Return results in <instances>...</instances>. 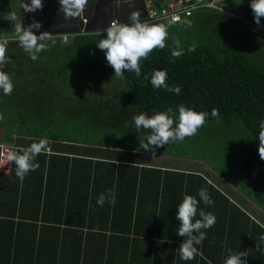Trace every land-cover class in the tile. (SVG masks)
Instances as JSON below:
<instances>
[{
    "label": "trees",
    "instance_id": "16d2710c",
    "mask_svg": "<svg viewBox=\"0 0 264 264\" xmlns=\"http://www.w3.org/2000/svg\"><path fill=\"white\" fill-rule=\"evenodd\" d=\"M225 1L221 12L199 8L171 22L167 46L141 62L140 77L125 72L123 79L114 76L96 48L105 38L97 30L72 34L65 44L52 34L55 45L49 41L33 61L17 38L7 35L11 23L0 18L10 59L4 71L14 85L11 95L0 90V142L26 148L46 138L54 151L37 156L39 167L23 182L14 164L11 176H0V264H150L151 249L163 242H169L165 251L173 257L183 241L177 236V207L184 194L199 200L200 188L207 189L214 205L200 202L199 208L216 219L187 264H223L227 249L247 250V264H264V251L256 250L264 229L200 171L130 164L112 156L116 146L97 150L88 139L121 138L146 151L148 132L136 129L133 116L169 108L178 114L184 105L208 113L193 138L206 140L222 132L242 138L250 151L257 148L264 156L258 138L264 119V18L261 26L254 23L250 0ZM173 38L184 50L175 60ZM192 44L196 50L188 52ZM154 70H165L169 86L179 85L180 94L153 89ZM214 108L217 117L211 115ZM186 140L192 146L199 141ZM78 144L92 148L85 154ZM173 145L188 143H169L154 153L183 158L168 149ZM239 169L240 191L264 214V160L247 158ZM109 190L115 203L97 205L98 195Z\"/></svg>",
    "mask_w": 264,
    "mask_h": 264
},
{
    "label": "clouds",
    "instance_id": "9594fccd",
    "mask_svg": "<svg viewBox=\"0 0 264 264\" xmlns=\"http://www.w3.org/2000/svg\"><path fill=\"white\" fill-rule=\"evenodd\" d=\"M59 3L65 13V18H76L84 13L88 0H59ZM128 3L132 6V0H128ZM249 7L253 13L254 23L261 26V18H264V0H250ZM21 8L25 12H35L43 9V3L42 0H31L30 4L23 2ZM3 19L15 22L18 43L33 61L39 58L40 52L49 48V41L53 46L55 45V40L52 39L53 35L49 32L34 34L33 30L39 31L41 27L39 22L33 21L32 24L23 27L20 18L12 12L3 16ZM182 23L191 27L190 20H184ZM170 27V21L168 23H150L141 19L140 11L132 10L127 16V22L113 19L107 28L97 30L96 34L104 35L105 38L98 41L96 48L104 52L107 64L114 70V76L123 79L125 72H132L140 77L142 75L141 62L147 60L153 51L162 50L167 46L166 41L169 38ZM173 44L175 48L171 55L175 60L184 54V50L179 39L173 38ZM7 45V38L0 37V90L4 95H11L14 90L12 77L7 71H4L5 65L10 63L7 56ZM195 50V44L188 47V52ZM144 78L148 79V77ZM150 83L153 89H164L177 95L181 92L179 85L169 86L168 74L165 70H154L150 77ZM211 115L219 116V110L212 109ZM207 117V112H197L190 107L179 105L178 114L169 108L152 115L143 111L133 116L132 119L137 130L143 129L148 132L143 143L146 151L154 153L155 148L172 142H182L185 138L195 136L199 129L207 123ZM2 119L3 115L0 114V120ZM259 129L260 148L264 146V119L259 121ZM0 149L6 152L7 161L15 165L16 177L23 182L29 172L35 171L39 167L35 162L36 157L47 153L49 145L46 138H41L27 148L16 149L10 145L0 144ZM259 155L261 160H264V156L260 152ZM198 197L199 200L195 196L184 194L175 214L176 220L179 222L177 236L183 238L178 247L179 255L185 261L195 258L198 252L196 246L201 245L206 239L204 230L215 224L214 214L199 208L200 202L206 206L214 205L207 189L200 188ZM105 202L115 203V195L111 190L98 195L97 205L102 207ZM256 250L264 251V235L259 237ZM247 256V250L233 252L232 249H227V256L223 264H247Z\"/></svg>",
    "mask_w": 264,
    "mask_h": 264
},
{
    "label": "rangeland",
    "instance_id": "374dc122",
    "mask_svg": "<svg viewBox=\"0 0 264 264\" xmlns=\"http://www.w3.org/2000/svg\"><path fill=\"white\" fill-rule=\"evenodd\" d=\"M226 1L228 4L232 3L231 0ZM22 2L23 0H0V18L9 12L15 13L20 18ZM6 22L12 25L11 28L7 29V35L11 38H17L15 22L8 20ZM104 28H107V26H100L97 30ZM1 133L2 130L0 129V136ZM193 137L188 139H191L193 143L199 140ZM88 139L94 141L93 143L98 147H104L105 145L128 146L131 148L141 147L139 143L130 142L121 138H118L116 141L104 136L98 137L97 139ZM184 141L188 145H173L169 146L168 149L179 153L187 160L178 162L172 158L166 161V163L170 167L187 168L192 171L200 170L231 205L264 229V214L239 189L244 186L239 166L247 158L256 159L259 156L258 149L256 148L250 151L249 144L243 142L242 138L234 139V137L227 136L222 132H214L213 136H207L206 140L200 138L193 146L189 141L187 142L186 138Z\"/></svg>",
    "mask_w": 264,
    "mask_h": 264
},
{
    "label": "flooded vegetation",
    "instance_id": "af4514ba",
    "mask_svg": "<svg viewBox=\"0 0 264 264\" xmlns=\"http://www.w3.org/2000/svg\"><path fill=\"white\" fill-rule=\"evenodd\" d=\"M26 1L23 0L24 3ZM51 1L52 3L50 4L49 2ZM42 3L43 9L35 12H25L20 7V21L23 27H27L33 21L40 23L39 31L33 30L36 35L41 32L59 35L63 30L79 31L84 29L85 31H94L100 26L104 27L108 20L120 19L123 22H127V16L130 12L132 10L138 11V8L125 4L120 0H88V5L82 15L76 18H65L61 12L56 10L61 7L60 3L54 0H42ZM63 20H72L73 22L71 24L53 25Z\"/></svg>",
    "mask_w": 264,
    "mask_h": 264
},
{
    "label": "built area",
    "instance_id": "2783aa9c",
    "mask_svg": "<svg viewBox=\"0 0 264 264\" xmlns=\"http://www.w3.org/2000/svg\"><path fill=\"white\" fill-rule=\"evenodd\" d=\"M141 3L142 20H147L150 23H159V21L168 20L176 23L183 18L191 15V13L199 8H210L223 11L224 0H138ZM112 21V20H111ZM111 22L108 23V25ZM107 25V26H108ZM84 29L67 33H59L61 43H68L72 34L84 33ZM0 144L10 145L16 149L25 147L17 146L14 143ZM53 151L49 148L47 154ZM13 164L7 161V154L3 149H0V176H11Z\"/></svg>",
    "mask_w": 264,
    "mask_h": 264
},
{
    "label": "crops",
    "instance_id": "0c3cea01",
    "mask_svg": "<svg viewBox=\"0 0 264 264\" xmlns=\"http://www.w3.org/2000/svg\"><path fill=\"white\" fill-rule=\"evenodd\" d=\"M72 31L73 30L64 31V32H60V33H67V32L70 33ZM71 38H72V35H71L69 40H71ZM77 146L80 148V151H82L85 154L88 153V148L89 149L92 148L91 145H87V144H85V145L84 144H78ZM93 146H94V148H97V150L98 149L99 150H110V149H106L108 147H105V146L104 147H98L96 145H93ZM116 147H117L116 149L111 150V152L113 153V155H112L113 157L117 156L116 158L118 160H122V161H125L127 163L135 164V165L155 166V167H159L161 169H164L165 167H170L166 163V161H169V159L173 158L174 161L177 160L178 162L182 161V160H187L185 158L176 157V156L158 155V154H155V153L150 152V151H144L143 149H140L139 147L138 148H129V147H124V146H116ZM50 149L53 151L52 148H50ZM84 149H87V150H84ZM45 154L50 155L47 153H45ZM51 154H54V151ZM55 154H58V153H56V151H55ZM171 168L191 171L187 168L182 169V168L175 167V166H172ZM195 171H197V170H195ZM168 244H169V242L168 243L163 242L160 245L157 244V246L153 247L154 249H151V255L149 256L151 259L150 264H180L181 261L186 262V264H187V261L182 260L180 258L179 250H178L179 246L174 251L173 257L171 255L167 254V252L165 250L168 247ZM133 264H137V261L133 262Z\"/></svg>",
    "mask_w": 264,
    "mask_h": 264
},
{
    "label": "water",
    "instance_id": "95a60500",
    "mask_svg": "<svg viewBox=\"0 0 264 264\" xmlns=\"http://www.w3.org/2000/svg\"><path fill=\"white\" fill-rule=\"evenodd\" d=\"M54 1L59 3V0H54ZM120 1L125 3V4H129L128 0H120ZM29 2H31V0H27L25 3L28 4ZM49 3L51 4L52 1ZM132 6L138 8V11L142 12L141 3L138 0H132ZM56 10L61 12L62 15H65V13L62 11L61 7L57 8ZM141 16H142V13H141ZM72 22H73L72 20H63V21L56 22L53 25L71 24ZM109 22H111V20H108V22L106 23L105 26H107ZM61 32H64V30Z\"/></svg>",
    "mask_w": 264,
    "mask_h": 264
}]
</instances>
